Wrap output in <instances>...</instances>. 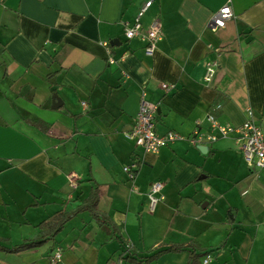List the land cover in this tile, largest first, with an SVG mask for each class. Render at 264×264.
<instances>
[{
  "label": "crops",
  "instance_id": "crops-1",
  "mask_svg": "<svg viewBox=\"0 0 264 264\" xmlns=\"http://www.w3.org/2000/svg\"><path fill=\"white\" fill-rule=\"evenodd\" d=\"M149 1L143 31L158 19L162 34L152 56L124 34ZM227 5L234 18L210 29ZM143 93L158 106L157 134L184 138L158 155L124 135ZM249 112L264 133V0H0V264H49L56 249L59 264H189L192 251L201 264H264V169L233 139L188 142L209 132L208 116L239 127ZM133 163L132 182L123 168ZM155 183L164 200L151 211ZM95 189L98 220L83 212L39 248L3 249L39 238L41 223Z\"/></svg>",
  "mask_w": 264,
  "mask_h": 264
},
{
  "label": "built area",
  "instance_id": "built-area-1",
  "mask_svg": "<svg viewBox=\"0 0 264 264\" xmlns=\"http://www.w3.org/2000/svg\"><path fill=\"white\" fill-rule=\"evenodd\" d=\"M153 2H147L138 15L135 23L125 24L124 34L127 40L140 38L146 43L145 52L147 56H152L156 50L157 43L161 40V22L158 19L152 20L147 30L143 31L141 19L144 14L152 7ZM234 18L233 11L230 6L223 7L216 13L209 22V28L223 29ZM105 46H109L105 43ZM110 64H114L113 58L109 59ZM219 68L217 60H211L205 63L203 83L209 85L213 82L216 72ZM162 90L169 93L176 89L175 85L164 83L161 86ZM83 106L88 108L86 103ZM158 112V106L146 100V94H142V100L136 121L132 129L126 132L125 138L134 142L137 148L142 149L145 153L158 155L164 147L169 146L177 141L184 140V138L174 132H169L166 135H159L156 132L155 119ZM210 130L208 133H201L196 131L193 136L188 139L191 146L200 148L203 146L211 145L222 139H233L238 147L246 164L252 169H264V133L261 127L255 122L253 113L249 112V118L246 122L239 126H231L222 124L214 116H208ZM139 165L133 163L125 166L123 171L128 175L130 181H134L137 175ZM70 187L75 190L79 184V178L76 174L71 173L68 175ZM163 185L161 183L152 184L149 191L150 209L153 211L156 205L164 200L161 194ZM62 251L60 249L54 250L50 256L49 264H59L62 261ZM211 259L207 255L203 264H208Z\"/></svg>",
  "mask_w": 264,
  "mask_h": 264
},
{
  "label": "trees",
  "instance_id": "trees-1",
  "mask_svg": "<svg viewBox=\"0 0 264 264\" xmlns=\"http://www.w3.org/2000/svg\"><path fill=\"white\" fill-rule=\"evenodd\" d=\"M99 203V195L98 190L95 189L92 191V194L89 196V198L86 200L85 205H82L78 207L74 212L68 213V212H62L58 214L52 221L49 222H43L39 225V228L42 230L41 235L39 238L35 240H29L26 241L24 244L15 246L13 248H3L6 251L10 253H20L26 250L36 249L39 248L49 241L55 239L57 235H59L67 223H69L72 219L75 218L80 213L83 212H91L94 213V215L98 216L97 208ZM99 218H97L98 220ZM182 250V247H173L164 251L159 252L158 254L147 258L146 262L153 261L158 256H161L165 254V252H179ZM202 254H195L193 251L190 253V261L189 264H201L199 262V258L202 257Z\"/></svg>",
  "mask_w": 264,
  "mask_h": 264
},
{
  "label": "water",
  "instance_id": "water-1",
  "mask_svg": "<svg viewBox=\"0 0 264 264\" xmlns=\"http://www.w3.org/2000/svg\"><path fill=\"white\" fill-rule=\"evenodd\" d=\"M59 103H61V100L59 99V97L57 95L54 96L53 98V109H58L59 106Z\"/></svg>",
  "mask_w": 264,
  "mask_h": 264
}]
</instances>
